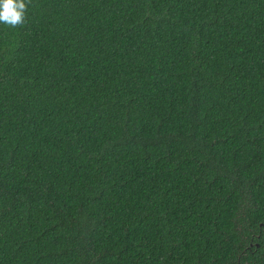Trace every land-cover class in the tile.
<instances>
[{
  "label": "trees",
  "instance_id": "1",
  "mask_svg": "<svg viewBox=\"0 0 264 264\" xmlns=\"http://www.w3.org/2000/svg\"><path fill=\"white\" fill-rule=\"evenodd\" d=\"M25 2L0 264H264V0Z\"/></svg>",
  "mask_w": 264,
  "mask_h": 264
},
{
  "label": "clouds",
  "instance_id": "2",
  "mask_svg": "<svg viewBox=\"0 0 264 264\" xmlns=\"http://www.w3.org/2000/svg\"><path fill=\"white\" fill-rule=\"evenodd\" d=\"M25 13V0H0V24L11 27L22 25Z\"/></svg>",
  "mask_w": 264,
  "mask_h": 264
}]
</instances>
